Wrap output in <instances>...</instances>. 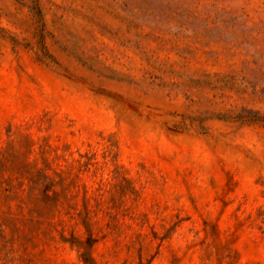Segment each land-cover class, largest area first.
Here are the masks:
<instances>
[{
	"label": "rangeland",
	"instance_id": "obj_1",
	"mask_svg": "<svg viewBox=\"0 0 264 264\" xmlns=\"http://www.w3.org/2000/svg\"><path fill=\"white\" fill-rule=\"evenodd\" d=\"M33 1L0 0V264H264V0Z\"/></svg>",
	"mask_w": 264,
	"mask_h": 264
},
{
	"label": "trees",
	"instance_id": "obj_2",
	"mask_svg": "<svg viewBox=\"0 0 264 264\" xmlns=\"http://www.w3.org/2000/svg\"><path fill=\"white\" fill-rule=\"evenodd\" d=\"M34 2V5H35V11H36V13L39 15V22L41 23V25H43V22H42V17H41V11H40V9H39V5H38V0H34L33 1ZM40 31H41V35H40V38H42L43 37V35H42V32H43V28L41 27L40 28ZM42 47H43V50H46L45 49V47H44V45H43V43H42ZM87 246H89V244L87 245ZM80 256H81V258H82V260L86 263V264H91V254L89 253V250H87V249H85L84 251H82L81 253H80Z\"/></svg>",
	"mask_w": 264,
	"mask_h": 264
}]
</instances>
